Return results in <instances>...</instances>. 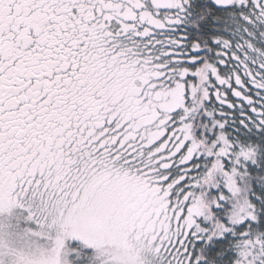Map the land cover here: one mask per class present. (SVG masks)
<instances>
[{
  "label": "snow or ice",
  "instance_id": "1",
  "mask_svg": "<svg viewBox=\"0 0 264 264\" xmlns=\"http://www.w3.org/2000/svg\"><path fill=\"white\" fill-rule=\"evenodd\" d=\"M0 264H264V0H0Z\"/></svg>",
  "mask_w": 264,
  "mask_h": 264
}]
</instances>
